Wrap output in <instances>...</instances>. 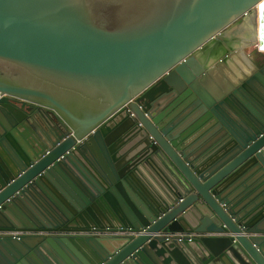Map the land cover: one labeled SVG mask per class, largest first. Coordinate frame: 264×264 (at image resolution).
<instances>
[{
    "label": "water",
    "instance_id": "obj_1",
    "mask_svg": "<svg viewBox=\"0 0 264 264\" xmlns=\"http://www.w3.org/2000/svg\"><path fill=\"white\" fill-rule=\"evenodd\" d=\"M261 1L0 0V264H264Z\"/></svg>",
    "mask_w": 264,
    "mask_h": 264
},
{
    "label": "bare ground",
    "instance_id": "obj_2",
    "mask_svg": "<svg viewBox=\"0 0 264 264\" xmlns=\"http://www.w3.org/2000/svg\"><path fill=\"white\" fill-rule=\"evenodd\" d=\"M262 6H264V0H262L258 5V10L256 11V14L259 16H255L258 21V24L256 25V23H254V27L256 29L255 38L259 43L258 47L264 52V7ZM248 27L249 26H247V28H244L242 37L240 38V40L243 42H247V36L249 35L248 33H252V31L250 32V28Z\"/></svg>",
    "mask_w": 264,
    "mask_h": 264
},
{
    "label": "built area",
    "instance_id": "obj_3",
    "mask_svg": "<svg viewBox=\"0 0 264 264\" xmlns=\"http://www.w3.org/2000/svg\"><path fill=\"white\" fill-rule=\"evenodd\" d=\"M259 43L256 41V47H258ZM259 48V47H258ZM59 233H69V234H84V235H97V236H103V235H122V234H131L135 233L134 230L129 229V230H111L108 228H99V229H88V230H74V231H62ZM195 234V233H194ZM191 234V235H194ZM171 235V234H168ZM178 235H181V233H178Z\"/></svg>",
    "mask_w": 264,
    "mask_h": 264
},
{
    "label": "flooded vegetation",
    "instance_id": "obj_4",
    "mask_svg": "<svg viewBox=\"0 0 264 264\" xmlns=\"http://www.w3.org/2000/svg\"><path fill=\"white\" fill-rule=\"evenodd\" d=\"M256 21V18H255V13L253 12L251 15H249L248 16V18L247 19H245L244 20V22H245V26H249L248 28H250V32L252 31V33L251 34H249L247 37L248 38H250L251 39V37L254 35L255 36V33H256V29H255V27H254V23H256L255 22ZM253 38V37H252ZM250 39L244 44V47L242 48V51H244V52H247L246 50V46L247 47H250V46H253V40L252 41H250ZM255 43V42H254ZM254 48V47H253ZM257 49V48H256ZM256 50H255V48L252 50V53L254 54V52H255Z\"/></svg>",
    "mask_w": 264,
    "mask_h": 264
},
{
    "label": "crops",
    "instance_id": "obj_5",
    "mask_svg": "<svg viewBox=\"0 0 264 264\" xmlns=\"http://www.w3.org/2000/svg\"><path fill=\"white\" fill-rule=\"evenodd\" d=\"M246 51L247 52H244V51H242V59L246 62V63H248V62H250V60H249V58H253L252 56H253V53H252V50L254 49L252 46H250V47H247L246 46Z\"/></svg>",
    "mask_w": 264,
    "mask_h": 264
},
{
    "label": "rangeland",
    "instance_id": "obj_6",
    "mask_svg": "<svg viewBox=\"0 0 264 264\" xmlns=\"http://www.w3.org/2000/svg\"><path fill=\"white\" fill-rule=\"evenodd\" d=\"M257 10H258V8H256L255 11H253V12H255V16H256V17L259 16V15L256 14V11H257ZM252 47H256V44H253ZM257 48H258V47H257Z\"/></svg>",
    "mask_w": 264,
    "mask_h": 264
},
{
    "label": "snow or ice",
    "instance_id": "obj_7",
    "mask_svg": "<svg viewBox=\"0 0 264 264\" xmlns=\"http://www.w3.org/2000/svg\"><path fill=\"white\" fill-rule=\"evenodd\" d=\"M262 7H264V6H262Z\"/></svg>",
    "mask_w": 264,
    "mask_h": 264
}]
</instances>
